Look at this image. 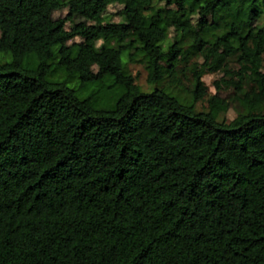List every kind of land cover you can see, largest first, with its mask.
Segmentation results:
<instances>
[{
  "label": "trees",
  "instance_id": "16d2710c",
  "mask_svg": "<svg viewBox=\"0 0 264 264\" xmlns=\"http://www.w3.org/2000/svg\"><path fill=\"white\" fill-rule=\"evenodd\" d=\"M0 264H264V0H0Z\"/></svg>",
  "mask_w": 264,
  "mask_h": 264
},
{
  "label": "rangeland",
  "instance_id": "374dc122",
  "mask_svg": "<svg viewBox=\"0 0 264 264\" xmlns=\"http://www.w3.org/2000/svg\"><path fill=\"white\" fill-rule=\"evenodd\" d=\"M121 6L120 5H111L109 7V14L113 16V21L115 22H119V20L121 19L120 16H118V11L120 10ZM173 8V7H172ZM68 11L64 10V11H58L56 12V17H65L67 15ZM102 23H105V20L102 19L101 20ZM68 27H71L70 24L68 25ZM77 41H81L80 38L76 39ZM87 52L91 53V49L90 47H87ZM92 54V53H91ZM94 60H95V67L98 68L101 63H102V57L100 55L97 54H92ZM231 66L233 67H237L236 63H231ZM132 68V72L134 74V76L137 77V82L139 84H141L142 86H144L145 88L148 87V82H147V78H148V73L147 70L141 65V64H133L131 66ZM223 73L222 72H215V73H208L204 76V81L206 83V85L208 86L209 92L211 94H220L222 97H226L230 94L231 90H227V88H225L223 86ZM184 83L186 85L189 84V81L187 79H184ZM205 102H200L199 106L202 108L204 107ZM228 118L232 119L235 116V112L233 109H231L228 112Z\"/></svg>",
  "mask_w": 264,
  "mask_h": 264
}]
</instances>
